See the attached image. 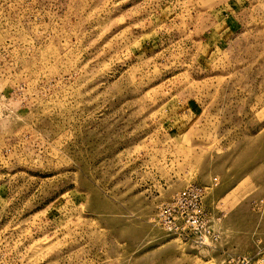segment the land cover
Wrapping results in <instances>:
<instances>
[{
	"label": "rangeland",
	"instance_id": "1",
	"mask_svg": "<svg viewBox=\"0 0 264 264\" xmlns=\"http://www.w3.org/2000/svg\"><path fill=\"white\" fill-rule=\"evenodd\" d=\"M0 264H264V0H0Z\"/></svg>",
	"mask_w": 264,
	"mask_h": 264
},
{
	"label": "built area",
	"instance_id": "2",
	"mask_svg": "<svg viewBox=\"0 0 264 264\" xmlns=\"http://www.w3.org/2000/svg\"><path fill=\"white\" fill-rule=\"evenodd\" d=\"M201 191L190 193L188 190L176 194L169 204L161 205L157 211V220L161 229L169 236H174L183 242L195 240L204 244L206 235L196 223L195 218L199 217L198 211L201 201ZM189 200L190 205L185 208L184 200ZM211 237L207 232V238Z\"/></svg>",
	"mask_w": 264,
	"mask_h": 264
}]
</instances>
